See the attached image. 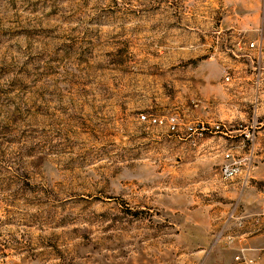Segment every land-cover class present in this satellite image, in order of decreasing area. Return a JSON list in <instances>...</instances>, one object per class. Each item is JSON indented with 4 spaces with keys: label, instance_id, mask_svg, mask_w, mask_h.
<instances>
[{
    "label": "rangeland",
    "instance_id": "374dc122",
    "mask_svg": "<svg viewBox=\"0 0 264 264\" xmlns=\"http://www.w3.org/2000/svg\"><path fill=\"white\" fill-rule=\"evenodd\" d=\"M233 204L264 207V0H0V264H230Z\"/></svg>",
    "mask_w": 264,
    "mask_h": 264
},
{
    "label": "built area",
    "instance_id": "2783aa9c",
    "mask_svg": "<svg viewBox=\"0 0 264 264\" xmlns=\"http://www.w3.org/2000/svg\"><path fill=\"white\" fill-rule=\"evenodd\" d=\"M138 118L149 124L164 125L169 130H176L178 125L176 116L172 114L161 116L141 112L138 114ZM221 126L222 124L217 122L197 121L194 124H188L187 130L197 136H202L207 131L221 130ZM223 155L224 160L220 166L221 175L224 178H233L239 172L243 158L235 157L233 152L229 150L225 151ZM225 231L227 233L225 232L224 237L229 244L234 243L237 238L243 241L248 235H259L264 240V207L259 210L248 211L245 209L239 210L238 205L233 204L225 219ZM252 249V247L245 244L239 245L232 256L230 264H256L255 256L250 253Z\"/></svg>",
    "mask_w": 264,
    "mask_h": 264
},
{
    "label": "crops",
    "instance_id": "0c3cea01",
    "mask_svg": "<svg viewBox=\"0 0 264 264\" xmlns=\"http://www.w3.org/2000/svg\"><path fill=\"white\" fill-rule=\"evenodd\" d=\"M241 244H245L253 248L250 253L251 255L255 256L257 263L260 252L264 249V240L259 235H248L245 240H243V242L239 240L231 245L234 250L233 254L236 248Z\"/></svg>",
    "mask_w": 264,
    "mask_h": 264
}]
</instances>
